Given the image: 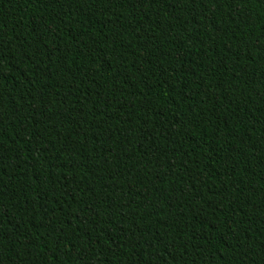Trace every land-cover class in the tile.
Returning <instances> with one entry per match:
<instances>
[{
	"label": "trees",
	"instance_id": "trees-1",
	"mask_svg": "<svg viewBox=\"0 0 264 264\" xmlns=\"http://www.w3.org/2000/svg\"><path fill=\"white\" fill-rule=\"evenodd\" d=\"M0 264H264V0H0Z\"/></svg>",
	"mask_w": 264,
	"mask_h": 264
}]
</instances>
